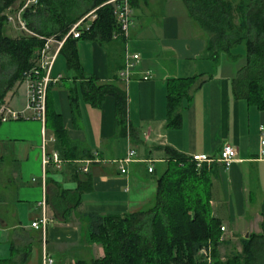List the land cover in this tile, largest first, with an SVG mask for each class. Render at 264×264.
Listing matches in <instances>:
<instances>
[{"label":"crops","instance_id":"obj_1","mask_svg":"<svg viewBox=\"0 0 264 264\" xmlns=\"http://www.w3.org/2000/svg\"><path fill=\"white\" fill-rule=\"evenodd\" d=\"M209 36L188 16L179 0H133L128 41L81 40L79 60L86 77L100 84H115L127 94L130 137L116 128V99L107 96L100 108L80 99L76 124L69 88L79 87L77 73L58 56L52 70L49 108L61 115L71 144L89 152L90 158L64 161L46 123L19 120L0 125V260L12 254L18 264L90 263L104 257L103 248L89 240L85 215H125L150 208L157 180L167 169L165 148L192 157L204 155L217 162L224 145L237 150L236 161L222 167L213 179L211 209L222 221L226 241L261 234L264 222V112L237 100L231 83L247 65L223 54L216 64L204 58ZM140 56L129 81L119 73L125 67L126 48ZM149 74L150 79L144 77ZM200 77L182 109L179 129L166 127L167 85L170 80ZM28 86L9 93L5 105L23 112ZM32 114H30L31 116ZM58 154L61 165L51 163L43 180L42 147ZM129 146L136 160L122 165ZM84 166V168H83ZM153 167V172L149 168ZM214 167V166H213ZM88 168V171H84ZM121 168L126 169L122 174ZM90 180L89 190L77 206L78 180ZM49 220L45 237L32 223L43 215Z\"/></svg>","mask_w":264,"mask_h":264},{"label":"trees","instance_id":"obj_2","mask_svg":"<svg viewBox=\"0 0 264 264\" xmlns=\"http://www.w3.org/2000/svg\"><path fill=\"white\" fill-rule=\"evenodd\" d=\"M108 1L37 0V4L23 14L33 36L24 34L12 38L6 35L9 21L6 12L18 2L17 10H20L26 0H0V107L5 105L9 93L25 82L26 75L37 68L46 39H65L74 25L85 18L89 30H83L78 39L70 35L60 52L68 70L76 71V80H80L78 88H69L73 120L77 124L81 116L80 99L100 108L107 96H113L116 128L121 137L131 136L126 92L115 84H100L96 78L86 77L79 60L81 40L102 44L117 41L113 40V35L118 32V25L112 6L106 4ZM179 1L185 5L190 19L210 37L204 58L217 64L225 54L236 60L240 55L235 49L245 47L247 65L232 80V93L235 99L264 112V0ZM130 3L132 6L133 0ZM92 12L96 19L88 22L90 17H86ZM197 83L201 84L199 76L168 82V129L181 128L183 104L190 100ZM52 84L47 91L46 129L53 133L61 159L71 163L90 158L88 151L70 143L61 115L49 108L48 94ZM165 152L167 169L157 180L150 208L125 215H85L89 240L103 248L104 257L77 264H264V222L261 234L242 238L240 250H234L223 260L221 248L229 242L221 240L222 221L213 216L211 209L213 179L221 165L208 167L205 164L199 171L191 157L172 148H165ZM78 183L77 206L81 203V195L89 190L90 180L82 182L79 179ZM203 249L210 250L211 263L200 255ZM27 255L18 264H24ZM14 256L0 260V264H17Z\"/></svg>","mask_w":264,"mask_h":264},{"label":"built area","instance_id":"obj_3","mask_svg":"<svg viewBox=\"0 0 264 264\" xmlns=\"http://www.w3.org/2000/svg\"><path fill=\"white\" fill-rule=\"evenodd\" d=\"M37 0H26L25 5L18 10L17 18L20 21L21 28L29 32L26 23L22 22L23 14L31 5L36 4ZM106 4L111 5L114 11V16L118 25V32L113 35V40H123L125 43L128 41L129 33L132 27V6L130 0H110ZM93 17V21L96 19L94 12H92L86 18ZM85 18L80 20L74 25L70 33L61 42H58V48L53 50V46L49 41L45 48L40 52L37 62V68L33 73L26 75L25 84L28 86V98L25 110L23 112H17L13 110L10 106L3 105L0 107V120L2 123L10 121L19 120H38L42 123H46V113H47V91L50 84L56 82L57 79L52 78V70L54 68L55 62L61 52V49L66 41V39L72 35L74 38L78 39L82 35L83 30H89V25L84 22ZM126 48L125 53V67L119 73V76L126 81H129L131 77V71L136 68L140 61V56L138 54H130ZM145 80L150 79V75L147 74L144 77ZM30 114H32L30 116ZM130 137V136H128ZM46 141L42 147V167H43V180L46 178L47 168L51 163L56 165H61L62 160L58 154H53L49 156L45 147ZM137 152L134 148L129 146L127 155L125 159L121 162L122 165H129L136 160ZM237 150L236 148L226 144L224 145L217 162L221 165L224 170H228L232 164L236 161ZM261 157L264 159V138L261 140ZM193 161L197 164V168L200 169L203 165H211L214 161L204 155H194L191 157ZM84 171H88L85 168ZM122 174L127 171L125 168H121ZM149 172H153V167L149 168ZM49 226V220L44 214L39 220L32 223V227L39 230L43 237H45L47 229ZM222 232H225V228L222 227ZM222 241H226L225 237L222 236ZM209 263L212 261L211 252L209 249H203L200 252ZM44 264H53L50 258H45Z\"/></svg>","mask_w":264,"mask_h":264},{"label":"rangeland","instance_id":"obj_4","mask_svg":"<svg viewBox=\"0 0 264 264\" xmlns=\"http://www.w3.org/2000/svg\"><path fill=\"white\" fill-rule=\"evenodd\" d=\"M227 1H233V0H227ZM19 4L20 3L18 2L15 5V8H13L12 10H8L6 12V16L8 17V20H9L8 24L6 26V35L10 36L12 38H18L20 36H24V34L27 35V36H33V34L30 31L29 32L24 31L21 28V26L19 25L20 21L17 18V16H18L17 7L19 6ZM22 22L24 23L25 21L23 20ZM88 22H93V17H90ZM49 41L51 42L50 44L53 46V50H56L58 48V45H59L58 42H61L62 40L59 41L56 38L52 37V38L46 39V44ZM46 44H45V46H46ZM235 53L240 55L241 58H245V47L243 45L239 46L238 48L235 49ZM200 170L201 169H199V171ZM223 235H224V232H223ZM240 240L239 241H235V242L229 241L228 244L222 246L221 254L223 256V260H225V257H227L230 254H232L234 252V250H240V248H241Z\"/></svg>","mask_w":264,"mask_h":264},{"label":"bare ground","instance_id":"obj_5","mask_svg":"<svg viewBox=\"0 0 264 264\" xmlns=\"http://www.w3.org/2000/svg\"><path fill=\"white\" fill-rule=\"evenodd\" d=\"M36 4H37V3H36ZM85 20H86V19H85ZM85 20H84V21H85ZM28 30H29V29H28ZM27 74H28V73H27ZM83 168H84V166H83Z\"/></svg>","mask_w":264,"mask_h":264}]
</instances>
